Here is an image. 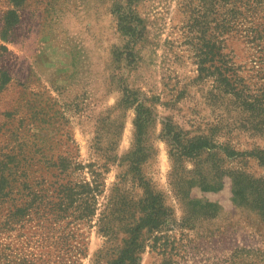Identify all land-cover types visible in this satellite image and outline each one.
<instances>
[{"label":"rangeland","instance_id":"rangeland-1","mask_svg":"<svg viewBox=\"0 0 264 264\" xmlns=\"http://www.w3.org/2000/svg\"><path fill=\"white\" fill-rule=\"evenodd\" d=\"M257 24L264 0H0V264H107L132 236L136 264H264ZM63 155L97 168L94 214L36 230Z\"/></svg>","mask_w":264,"mask_h":264},{"label":"trees","instance_id":"trees-1","mask_svg":"<svg viewBox=\"0 0 264 264\" xmlns=\"http://www.w3.org/2000/svg\"><path fill=\"white\" fill-rule=\"evenodd\" d=\"M13 4L17 5L22 0H9ZM117 25L122 34L128 35L130 38L138 36V24L133 20H128L127 15L124 12L117 14ZM15 21V15L13 12L8 11L5 17L6 29ZM264 30L263 26L257 24L254 27V32L260 36ZM2 37L4 34H1ZM258 36V37H259ZM211 56L215 54L213 48L211 50ZM202 58L198 61V66L202 65ZM223 81V80H222ZM223 85H229L228 82H224ZM143 116L137 114L135 119L137 129L140 130ZM192 149H199L205 147V142L197 141L196 143H189ZM229 155L237 154L233 149L224 148ZM52 180L45 186H38L32 190L30 194L31 202H35L36 210V230H42L43 232H71L70 224L80 222L87 224L94 214L96 205V195L99 192V172L94 166V163L88 162L86 164H80L73 161L71 156H58L52 162ZM87 167L90 178L85 179L81 175L82 169ZM76 175L79 178L75 177ZM27 206V205H26ZM19 209V216L26 214L27 207ZM137 233V232H135ZM142 243L138 241L137 236H132L128 239L121 249L119 255L112 259L107 264H136L138 256L137 250H140ZM84 252L78 250L70 254L68 264H74L80 255Z\"/></svg>","mask_w":264,"mask_h":264}]
</instances>
